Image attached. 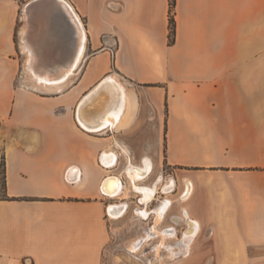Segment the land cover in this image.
I'll return each mask as SVG.
<instances>
[{
  "label": "crops",
  "instance_id": "obj_1",
  "mask_svg": "<svg viewBox=\"0 0 264 264\" xmlns=\"http://www.w3.org/2000/svg\"><path fill=\"white\" fill-rule=\"evenodd\" d=\"M66 1L87 60L45 94L17 82L26 4L0 0V264H103L110 207L125 215L138 196L111 198L103 183L128 184L126 168L145 163V180L170 167L179 196L191 183L184 201H157L170 198L167 231L184 213L196 221L182 264H264V0H176L173 43L171 0ZM115 73L138 109L88 128L83 101Z\"/></svg>",
  "mask_w": 264,
  "mask_h": 264
},
{
  "label": "bare ground",
  "instance_id": "obj_2",
  "mask_svg": "<svg viewBox=\"0 0 264 264\" xmlns=\"http://www.w3.org/2000/svg\"><path fill=\"white\" fill-rule=\"evenodd\" d=\"M53 3L62 5L66 12L71 17L72 21L76 24V29L79 35L78 42V54L74 62L68 64L66 67H60L61 73L59 76L54 75V69L47 63V59L43 56L48 55L47 49L48 44L50 45L47 35H50V31H46L47 24L43 27L45 21L44 12L41 11L38 6L39 4L48 2L52 5V0H32L25 6L26 23L23 31L21 48L23 53L26 54V61L24 63L23 70V86L33 89L40 93H54L62 91L71 81L75 78L76 70L81 71L84 63L87 60L86 54V35L84 28L78 14L74 11V8L66 0H53ZM78 22L75 19V16ZM82 26V29L80 28ZM51 37V36H48ZM46 39V40H44ZM85 40V41H84ZM108 82H105L96 93L86 97V105L88 107L80 109L82 113V122L88 128H101L109 123H114L117 119L119 123L125 125L129 122L139 106V99L133 89L125 87L117 77V74H112L107 78ZM123 101V113L121 112L122 107L119 108V102ZM87 111H91L87 112ZM122 115H121V113ZM88 121V122H87ZM124 152L128 155V150L124 146ZM153 167H148L145 163V167H135L130 165L126 168L127 175L130 183L126 186L122 183L121 178L116 175H110L104 183L103 189L106 191L111 198H118L121 196H128L130 189H135L142 193L143 207L137 208V215L140 218L147 219L151 210L149 209L150 202L154 199V187H143L142 181H145L146 176L149 174ZM186 180L187 191L185 195L179 196V201L182 202L189 195L191 190V183L188 179ZM156 186V185H155ZM121 189H124L122 191ZM165 190H169L165 189ZM168 192V191H167ZM120 195V196H119ZM170 198L167 197L163 203L156 205L153 210L155 217V224L146 230V235L139 236L134 240L130 246V251L136 253L141 249L143 244L151 239L159 237V242L155 245L154 254L157 258L160 257L162 249L166 250L170 259H176L181 255H187L189 252L185 249L187 243L194 236L196 221L191 219L186 213L180 217H176V225H180L182 219L186 222L187 230H184L183 237H179L177 234V228L172 225L171 228L174 232L171 233L166 229H160L158 224L164 219V213L167 211ZM112 219H119L124 215V210L115 208L113 206L109 209ZM167 239H174L173 242H167ZM176 239V240H175ZM177 243H180L177 245ZM183 243V245H182ZM152 260H149L151 262ZM153 264V262H151Z\"/></svg>",
  "mask_w": 264,
  "mask_h": 264
},
{
  "label": "rangeland",
  "instance_id": "obj_3",
  "mask_svg": "<svg viewBox=\"0 0 264 264\" xmlns=\"http://www.w3.org/2000/svg\"><path fill=\"white\" fill-rule=\"evenodd\" d=\"M14 1H16L17 3L21 5L22 4L24 5V4L29 3L32 0H14ZM21 40L22 39L19 38V36H17V43L20 44V49L22 50ZM51 42L52 43H50L51 47H49L50 48L49 52L55 51V48L53 47L56 43L58 44V40L53 39ZM25 61H26V54H24V58L22 61L23 62L22 71L19 73L17 77L18 79L17 82L19 84L22 83V80H24L23 70H24ZM1 129L2 128H1V121H0V131ZM155 152L156 150H153V154H156ZM155 157L158 158V155L156 154ZM160 171H163L165 176L172 174V169L168 166L156 167L153 174L150 176V178L148 180L141 182L143 187L144 186L149 187V185H152L151 184L152 181L157 178ZM182 189H183L182 184H180L179 188L177 187L175 193L174 192L172 193L171 191H169L168 193L169 197L171 198L178 197ZM168 194L163 195V196H168ZM151 206L153 207V205ZM151 206H149V209H151ZM134 209H135V203H132L131 208L123 217L119 219L111 218V237L105 249L103 264H151V262H153V264H182L186 258L179 256L176 259H170L168 257L167 251L164 249H162L159 258L155 256L154 248H155V245L160 240L159 237L145 242L143 246L141 247V249L137 251L136 253H132L129 250L134 240L138 238L139 236L146 235V230L155 224V217L153 214H151L147 219L136 217ZM167 225H170V223L167 219H165L161 223L158 224V227L160 229H165ZM177 228L179 229V231L182 230L181 225H177ZM173 240L174 239H167L166 241L173 242ZM149 260H152V261L149 262Z\"/></svg>",
  "mask_w": 264,
  "mask_h": 264
},
{
  "label": "water",
  "instance_id": "obj_4",
  "mask_svg": "<svg viewBox=\"0 0 264 264\" xmlns=\"http://www.w3.org/2000/svg\"><path fill=\"white\" fill-rule=\"evenodd\" d=\"M49 2H51V0H49ZM53 2L54 1L52 0V5L51 3L48 2L39 4L38 8L44 12L43 13L45 15L44 25L47 24V29L43 31V33H45L46 31H50L49 32L50 35L49 34L47 35V39L50 40V43H52L51 41L53 39L58 40V44L56 43L53 47L56 49L55 51L58 50L64 51L65 46L68 49L67 50L68 53H63L61 58H59L60 56L59 52H55V51H51V52L48 51L49 52L48 55L43 56V58L47 59V63L54 69L53 72L54 75L59 76V74L61 73L60 67L62 66L66 67L68 64L74 62V60L77 57L79 35L76 29V24L74 23V21H72L71 17L66 12L65 8L62 5H58L57 3H53ZM75 19L78 22L76 16ZM80 28L82 29L81 25ZM49 47H51V45L48 44L47 49H49ZM70 49L73 50L72 53H70L69 51ZM106 80L108 79H104L103 81L100 82V84L95 89L96 90L95 92L100 90L99 88L103 86L105 82H108ZM87 100L88 99H85V101L83 102L85 103ZM94 129H98V128H94Z\"/></svg>",
  "mask_w": 264,
  "mask_h": 264
},
{
  "label": "built area",
  "instance_id": "obj_5",
  "mask_svg": "<svg viewBox=\"0 0 264 264\" xmlns=\"http://www.w3.org/2000/svg\"><path fill=\"white\" fill-rule=\"evenodd\" d=\"M112 48V56H115V49H116V43H114V45L111 46ZM124 186H126V182H124ZM156 185V186H155ZM149 187H154V199L150 202L149 206L153 205V207L151 206V212L149 214V216L151 214H153V210L154 207L158 204V195H166L169 191L174 192L177 189V180L175 178V176L173 174H169L167 176L164 175L163 171L159 172V175L157 176V178L154 180V182L152 183V185H149ZM169 190H165L168 189ZM168 191V192H167ZM136 193L138 194L137 196V205L135 207V212L137 213V208L139 207H143L144 206V202L142 200V193L140 191H136ZM109 197H111L109 195ZM156 202V203H155ZM155 203V204H153Z\"/></svg>",
  "mask_w": 264,
  "mask_h": 264
},
{
  "label": "trees",
  "instance_id": "obj_6",
  "mask_svg": "<svg viewBox=\"0 0 264 264\" xmlns=\"http://www.w3.org/2000/svg\"><path fill=\"white\" fill-rule=\"evenodd\" d=\"M176 0H171V9H170V42H175L176 39V20L174 16V8H175ZM2 179L5 183V161L4 158L2 160Z\"/></svg>",
  "mask_w": 264,
  "mask_h": 264
}]
</instances>
